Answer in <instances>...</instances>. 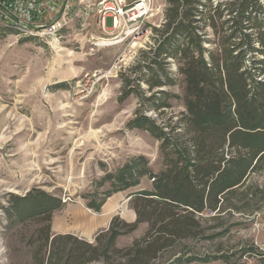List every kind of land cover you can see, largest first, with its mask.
Instances as JSON below:
<instances>
[{
    "label": "trees",
    "instance_id": "obj_1",
    "mask_svg": "<svg viewBox=\"0 0 264 264\" xmlns=\"http://www.w3.org/2000/svg\"><path fill=\"white\" fill-rule=\"evenodd\" d=\"M165 1L162 22L151 27L133 81L145 82L149 91L174 85L166 70L174 63L181 91L175 97L182 110L175 122L161 116L159 123L137 110L126 123L159 142L160 168L154 171L144 156L131 158L105 174L101 183L108 182L112 189L100 198L92 194L87 203L99 211L111 193L136 187L147 177L150 189L128 195L134 221L114 217L93 242L54 235L51 223L64 207L61 198L39 188L25 195L8 194V204L2 206L8 246L12 254L22 250L14 264H154L164 257L160 264H264V252L252 246L233 253L173 251L176 244L223 236L229 229L214 226V232L206 233L203 223H218L237 213L251 215L255 192L263 193L248 181L252 174L264 172V3ZM125 85L133 89L130 82ZM160 96L168 94H137L157 112L170 107ZM142 225V236L126 248L116 246L120 236ZM13 238L21 249L11 243ZM241 256L251 259L241 262Z\"/></svg>",
    "mask_w": 264,
    "mask_h": 264
},
{
    "label": "rangeland",
    "instance_id": "obj_2",
    "mask_svg": "<svg viewBox=\"0 0 264 264\" xmlns=\"http://www.w3.org/2000/svg\"><path fill=\"white\" fill-rule=\"evenodd\" d=\"M165 4V0L153 1V13L145 20L139 38L117 40L107 46L100 45V38L110 36L100 34L91 17L84 29L74 23L73 29L62 32L59 39L0 29V211L3 215L2 206H7L8 194L25 195L32 188H39L64 202L52 220L83 240L93 242L114 217L128 223L134 221L128 195L150 189L151 180L147 177L136 187L111 193L99 211L88 208L87 203L92 194L100 198L112 189L108 182L101 183L105 174L117 171L131 158L144 156L154 171L160 168L159 142L146 131L127 128L126 123L137 110L157 123L161 122V116L175 122L182 110L175 97L181 91L174 63L166 67L174 85L149 91L145 82L133 81L138 76L134 67L142 64L141 51L150 36L145 32L159 23ZM144 75L151 78L148 73ZM126 82L133 89L126 87ZM161 90L168 97L160 98L170 106L162 109V115V110L150 109L137 97L138 93L149 97ZM127 91L130 93L125 95ZM248 183L263 189V193L255 192L251 215L237 213L218 223H203L206 233L214 232V226L229 231L213 241L200 238L176 244L173 251L177 254L182 248L199 253L216 250L233 253L242 246H252L264 252V172L252 174ZM144 229L142 225L138 231L120 236L116 246L128 247L142 236ZM7 236L5 227L2 239L6 264H14L20 261L22 250L12 254ZM17 240L11 239V243L18 250L22 245ZM165 259L159 258L154 264ZM250 259L241 256V262ZM189 264L226 263L216 260Z\"/></svg>",
    "mask_w": 264,
    "mask_h": 264
},
{
    "label": "built area",
    "instance_id": "obj_3",
    "mask_svg": "<svg viewBox=\"0 0 264 264\" xmlns=\"http://www.w3.org/2000/svg\"><path fill=\"white\" fill-rule=\"evenodd\" d=\"M153 1L0 0V29L27 36L59 39L62 32L73 29L74 23L84 29V26L88 25V18L91 17L96 30L100 34L110 36L100 38V45L107 46L117 40L139 38L143 34L145 20L153 13ZM260 2L263 4L264 0ZM162 12L159 23L151 27L160 26ZM108 20L110 26H107ZM151 27H148L145 33L150 35ZM0 217V264H6V246L2 238L7 222L1 211Z\"/></svg>",
    "mask_w": 264,
    "mask_h": 264
},
{
    "label": "crops",
    "instance_id": "obj_4",
    "mask_svg": "<svg viewBox=\"0 0 264 264\" xmlns=\"http://www.w3.org/2000/svg\"><path fill=\"white\" fill-rule=\"evenodd\" d=\"M51 231L54 235H64V234H71L74 235L72 233V231L67 230L64 228V226H60L58 225L56 222H54V220H52L51 223ZM76 236V235H75ZM81 239V238H80ZM85 240V239H84ZM86 241V240H85ZM88 241V240H87ZM89 242V241H88Z\"/></svg>",
    "mask_w": 264,
    "mask_h": 264
},
{
    "label": "bare ground",
    "instance_id": "obj_5",
    "mask_svg": "<svg viewBox=\"0 0 264 264\" xmlns=\"http://www.w3.org/2000/svg\"><path fill=\"white\" fill-rule=\"evenodd\" d=\"M114 46V45H113ZM110 47V46H109Z\"/></svg>",
    "mask_w": 264,
    "mask_h": 264
}]
</instances>
